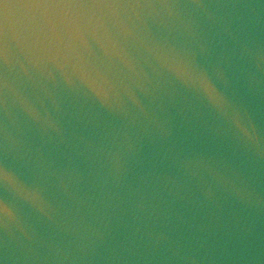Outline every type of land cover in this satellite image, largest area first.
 Masks as SVG:
<instances>
[{
    "label": "clouds",
    "instance_id": "clouds-1",
    "mask_svg": "<svg viewBox=\"0 0 264 264\" xmlns=\"http://www.w3.org/2000/svg\"><path fill=\"white\" fill-rule=\"evenodd\" d=\"M0 264H264V0H0Z\"/></svg>",
    "mask_w": 264,
    "mask_h": 264
}]
</instances>
